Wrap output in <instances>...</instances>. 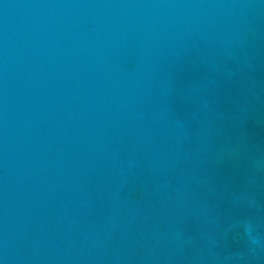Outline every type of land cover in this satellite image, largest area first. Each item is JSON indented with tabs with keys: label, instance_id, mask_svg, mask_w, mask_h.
<instances>
[{
	"label": "water",
	"instance_id": "water-1",
	"mask_svg": "<svg viewBox=\"0 0 264 264\" xmlns=\"http://www.w3.org/2000/svg\"><path fill=\"white\" fill-rule=\"evenodd\" d=\"M0 264H264V0H0Z\"/></svg>",
	"mask_w": 264,
	"mask_h": 264
}]
</instances>
